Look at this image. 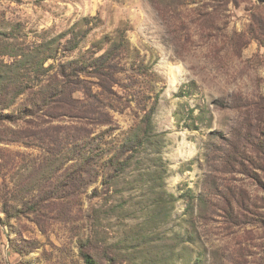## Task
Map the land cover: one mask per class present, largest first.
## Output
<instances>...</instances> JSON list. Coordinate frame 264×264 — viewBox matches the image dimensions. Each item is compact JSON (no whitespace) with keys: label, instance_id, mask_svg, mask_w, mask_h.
<instances>
[{"label":"rangeland","instance_id":"rangeland-1","mask_svg":"<svg viewBox=\"0 0 264 264\" xmlns=\"http://www.w3.org/2000/svg\"><path fill=\"white\" fill-rule=\"evenodd\" d=\"M114 45L106 99L93 66ZM52 50L0 105V264H84L89 239L101 264H264V0H0V91L15 54ZM157 94L153 142L115 173Z\"/></svg>","mask_w":264,"mask_h":264},{"label":"trees","instance_id":"trees-1","mask_svg":"<svg viewBox=\"0 0 264 264\" xmlns=\"http://www.w3.org/2000/svg\"><path fill=\"white\" fill-rule=\"evenodd\" d=\"M71 49L76 48L77 44H74L73 42H70ZM122 46L114 45L113 49L101 56L97 59L98 64L94 65L93 67L97 70V77L100 79V88L104 91L102 95L106 96V99L108 98V95L111 91V87L117 84V74L118 68L115 63H112L111 61H114L116 57H118V54L120 51L122 52ZM124 51V50H123ZM43 53H45V50H42ZM37 52V60L32 61L31 59L25 57L18 59L17 57L22 56L21 54H15L16 61L14 62V67L16 68V71L10 67V72L12 74H9V79L4 83L6 87L10 86L7 91L2 92L0 91V105H4L2 102L5 100L4 97H7L8 95H11V99H13L15 102L19 96L24 95L27 93V84L29 81L38 82L41 80L42 75L44 72H49L47 68L44 67V63L48 60L54 57V50H52L50 53L43 56V58H40V53ZM12 57V56H11ZM18 59V60H17ZM61 74L66 80H69V83H73L70 81L71 74L68 73L66 70H62ZM3 75L0 74V78ZM76 85V83L72 84ZM77 86V85H76ZM61 85H56L55 88H61ZM86 91L85 95L87 96V101L89 103V106H94L97 109V114L99 115L96 119L97 122L101 125L104 124H111L110 118H108V113H106L107 108L109 107L107 103H103L100 99H98L96 96L89 94L86 88H84ZM6 93V94H3ZM66 90L62 88L60 94L65 95ZM46 95V94H45ZM11 101V100H10ZM159 103V96L158 94L154 97V103L151 108L145 107L143 110L145 111L144 116L142 117L139 124L136 125V127L132 130L130 133L129 138H127L126 142L122 145L121 149L119 150V155H115L112 159L109 160L110 168L115 171V173H119L125 168V165L128 164L132 152H134L137 148L142 147L147 141L153 142L151 139H154L153 135V118L157 109ZM89 108V107H88ZM9 123L16 124L20 121H22L24 118L21 116H16L14 114H5L2 115ZM178 117L179 114H178ZM181 119V118H180ZM260 156H262V159H264V142L263 145L260 146V148L257 150V152ZM96 155V154H92ZM125 157V158H122ZM90 159H95V157L91 156H85L84 164L80 169L81 172L85 175H87L88 179H85V185H89L93 183V175L94 171L92 168L94 165L91 164ZM124 159V160H123ZM259 170L264 172V165L260 166L258 168ZM159 175V174H158ZM92 245V241L89 239L88 242L81 247L80 249V256L84 262V264H101V262L98 259L97 253L98 248L96 249L93 247L90 248ZM92 251H94L92 253ZM95 253V254H94ZM104 259L106 261V264H112L114 263V259L109 255H104Z\"/></svg>","mask_w":264,"mask_h":264}]
</instances>
